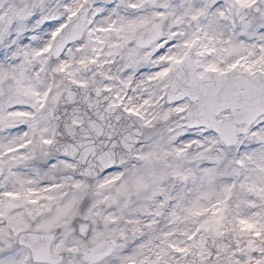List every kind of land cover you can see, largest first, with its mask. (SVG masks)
Segmentation results:
<instances>
[{"label":"snow or ice","instance_id":"6c2138e0","mask_svg":"<svg viewBox=\"0 0 264 264\" xmlns=\"http://www.w3.org/2000/svg\"><path fill=\"white\" fill-rule=\"evenodd\" d=\"M0 264H264V0H0Z\"/></svg>","mask_w":264,"mask_h":264}]
</instances>
